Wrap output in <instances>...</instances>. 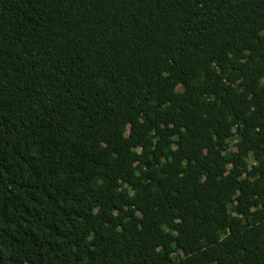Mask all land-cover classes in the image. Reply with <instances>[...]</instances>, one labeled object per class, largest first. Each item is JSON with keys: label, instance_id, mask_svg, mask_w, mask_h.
I'll use <instances>...</instances> for the list:
<instances>
[{"label": "trees", "instance_id": "1", "mask_svg": "<svg viewBox=\"0 0 264 264\" xmlns=\"http://www.w3.org/2000/svg\"><path fill=\"white\" fill-rule=\"evenodd\" d=\"M0 264H264V0H0Z\"/></svg>", "mask_w": 264, "mask_h": 264}, {"label": "rangeland", "instance_id": "2", "mask_svg": "<svg viewBox=\"0 0 264 264\" xmlns=\"http://www.w3.org/2000/svg\"><path fill=\"white\" fill-rule=\"evenodd\" d=\"M249 159V162L251 163L252 161H251V159L250 158H248Z\"/></svg>", "mask_w": 264, "mask_h": 264}]
</instances>
